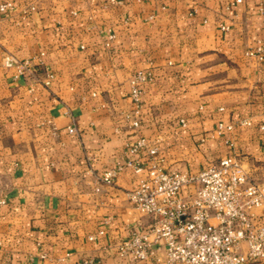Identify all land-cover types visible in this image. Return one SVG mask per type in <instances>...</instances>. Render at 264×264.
I'll use <instances>...</instances> for the list:
<instances>
[{"label":"crops","instance_id":"0c3cea01","mask_svg":"<svg viewBox=\"0 0 264 264\" xmlns=\"http://www.w3.org/2000/svg\"><path fill=\"white\" fill-rule=\"evenodd\" d=\"M4 2L12 9L0 16V264H135L116 246L150 223L127 200L142 176L125 169L110 186L101 178L139 159L125 152L138 138L156 142L170 169L196 172L235 155L264 183V0ZM257 48L261 61L245 55ZM40 54L43 67L24 77L3 64H36ZM138 71L154 80L135 115ZM219 124L232 130L217 135Z\"/></svg>","mask_w":264,"mask_h":264},{"label":"built area","instance_id":"2783aa9c","mask_svg":"<svg viewBox=\"0 0 264 264\" xmlns=\"http://www.w3.org/2000/svg\"><path fill=\"white\" fill-rule=\"evenodd\" d=\"M11 9L10 3H0V16ZM220 31L227 32L228 27L221 26ZM113 39V33L106 34L107 48ZM245 55L263 59L259 48ZM42 56L35 58L36 64H32L34 59L17 61L11 57H5L3 64L15 69L16 77H24L35 73L36 67H43ZM44 70V85L48 86L53 76ZM153 80L152 72L138 71L132 76L129 98L135 115L140 110L143 87ZM181 123L184 125L183 120ZM241 125L250 124L243 121ZM138 127V119L134 118L131 128ZM224 129L231 131L232 127L219 124L215 132L220 135ZM260 130L264 131V124ZM67 131L74 134L76 129L72 126ZM155 143L138 138L126 144L125 152L139 155V159L118 163L101 178L104 185L110 186L125 169L142 176L138 186L127 193V200L150 223L145 230H132L117 244L118 257L135 264H255L263 260L264 183L250 178L243 160L229 155L196 172L174 170L166 166ZM186 187L193 189L183 195ZM82 264L100 263L91 259Z\"/></svg>","mask_w":264,"mask_h":264}]
</instances>
